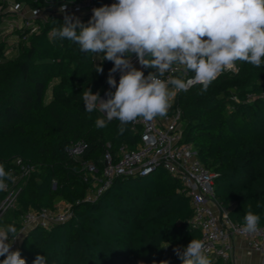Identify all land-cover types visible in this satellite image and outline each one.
I'll return each mask as SVG.
<instances>
[{
    "label": "trees",
    "instance_id": "16d2710c",
    "mask_svg": "<svg viewBox=\"0 0 264 264\" xmlns=\"http://www.w3.org/2000/svg\"><path fill=\"white\" fill-rule=\"evenodd\" d=\"M14 1L32 9L63 4ZM94 1L101 6L116 2ZM15 18L16 13L0 15V164L13 175L0 191V205L14 175L22 167L30 172L12 217L0 218V226L14 224L19 233L27 212H55L66 203L68 220L23 235L18 249L26 264L38 254L46 256V264H181L173 249L201 235L192 225L193 209L179 177L162 167L144 177L115 176L98 194L108 178L100 170L103 182L95 186L87 174L86 163H99L107 151L117 163L122 147L132 150L140 142L141 126L129 123L120 135V122L114 119L98 129L95 120L104 114L98 107L85 110L83 91L103 93L113 63L100 53L97 64V54L55 37L52 30L64 20L56 15L50 13L44 22L27 19L41 24L38 32L24 26L8 34V22ZM237 67V73L223 72L206 92L199 84L179 92L173 104L182 111L184 140L214 174L219 206L236 224L244 225L250 210L260 216L258 226H264V63L255 67L239 61ZM80 141L86 150L74 156L70 150ZM209 258L212 264H233Z\"/></svg>",
    "mask_w": 264,
    "mask_h": 264
},
{
    "label": "clouds",
    "instance_id": "9594fccd",
    "mask_svg": "<svg viewBox=\"0 0 264 264\" xmlns=\"http://www.w3.org/2000/svg\"><path fill=\"white\" fill-rule=\"evenodd\" d=\"M67 7V3L61 4L59 12L66 13ZM52 32L77 44L81 52L103 53L104 60L113 63L106 81L110 86L107 99L87 88L82 100L88 113L99 105L105 114L95 120L98 129L116 119L120 122L118 133L123 135L126 126L138 118L152 121L167 115L170 98L176 94L169 90V84L177 91L199 84L206 92L237 61L260 67L264 63V0H116L93 8L87 23L74 14H65L62 26ZM133 55L142 68L155 71L145 76L134 66ZM173 65L182 66V73L194 75L187 80L161 79ZM96 72L102 74L103 67L97 65ZM12 179V172L0 164V191ZM259 220V215L247 211L243 231L257 232ZM20 234L14 224L0 226V264H26L20 250H12ZM173 252L181 264H212L199 239ZM46 262V256L38 254L32 264Z\"/></svg>",
    "mask_w": 264,
    "mask_h": 264
},
{
    "label": "built area",
    "instance_id": "2783aa9c",
    "mask_svg": "<svg viewBox=\"0 0 264 264\" xmlns=\"http://www.w3.org/2000/svg\"><path fill=\"white\" fill-rule=\"evenodd\" d=\"M67 3L66 13L59 12L58 6L44 9H32L30 15H24V4H19L14 0H0V15L3 13H16L17 18L8 22V33L15 29L27 26L31 27L32 33L41 29V24H29L27 19H40L44 22L51 13L62 19L64 15H75L86 22L92 16V9L101 7L94 0H60ZM44 11V13H42ZM41 12V13H40ZM47 14V17L44 14ZM43 14V15H42ZM102 61L100 53L96 56V63ZM135 67L142 68L135 58L132 57ZM238 67L235 65L233 69L224 72L237 73ZM117 83L119 81V72L115 73ZM193 75L189 72L182 73V66L173 65V69L165 73L164 79L180 77L187 80ZM197 85V84H195ZM190 86L188 89L192 88ZM170 91L176 94L170 98L171 107L168 109L166 116H157L152 121H145L138 118L132 122L134 128L142 127L140 142L135 149L129 150L125 147L120 149V156L117 163L113 162L110 152H106L100 159L99 163L89 162L85 164L87 174L98 176L100 168H103V174L108 179L98 190L100 194L103 189L109 185L110 179L115 176L138 175L140 177L147 176L155 171L158 167H162L167 173L180 178L184 191L190 198V204L193 209L192 225L200 232L201 238L205 244V255L213 259H221L222 261H231L234 254V237L243 238L247 245L255 251L264 253V226H258L255 233H246L243 231L244 225L234 223L216 201L214 195V174L206 169L198 158L197 152L193 145L184 140L182 130V111L175 107L173 102L176 95L181 92L168 85ZM110 89L107 84L105 91L101 94V99L106 100L105 93ZM86 144L83 141L78 142L70 150L74 156H81L86 150ZM101 165V166H100ZM30 172L29 167H22L20 174L27 176ZM99 177V176H98ZM102 183L103 180L101 179ZM9 190V189H8ZM93 199L90 195L88 200ZM16 199L9 196L1 203V207H14ZM71 217V210L68 204H65L63 210L59 209L55 212L49 210L29 211L21 218L20 236L13 243L12 250H17L23 235L33 227L41 226L48 228L53 223H60ZM1 218V217H0ZM264 264V262H263Z\"/></svg>",
    "mask_w": 264,
    "mask_h": 264
},
{
    "label": "rangeland",
    "instance_id": "374dc122",
    "mask_svg": "<svg viewBox=\"0 0 264 264\" xmlns=\"http://www.w3.org/2000/svg\"><path fill=\"white\" fill-rule=\"evenodd\" d=\"M32 11V8H29V7H24V15L26 17H28L30 15V12ZM41 13V12H40ZM42 13H44V11H42ZM43 15V14H42ZM46 17H47V14L45 13L44 14ZM9 34V33H8ZM8 34H5L3 36V38H5ZM14 53H11L9 54V57H13ZM238 62H236V66H238ZM104 92V91H103ZM102 94V93H101ZM100 94V96H101ZM98 109H99V105L97 106ZM103 113V112H102ZM104 114V113H103ZM105 115V114H104ZM101 170H103V168L101 167L100 168ZM104 172V171H102ZM95 186H97L98 184H100V180L101 178L98 177V176H92L91 177ZM27 179V176H22V174L20 173H17L14 175V183L12 185V187L8 190V196L11 198V199H17V196L19 194V192L21 191V188L23 187V185L25 184V181ZM62 204V203H61ZM2 205H0L1 207ZM13 208L14 207H8V206H5V207H2L1 210H0V217L3 218V217H6V218H11L12 215H13ZM65 208V204L60 206L59 209L63 210Z\"/></svg>",
    "mask_w": 264,
    "mask_h": 264
},
{
    "label": "crops",
    "instance_id": "0c3cea01",
    "mask_svg": "<svg viewBox=\"0 0 264 264\" xmlns=\"http://www.w3.org/2000/svg\"><path fill=\"white\" fill-rule=\"evenodd\" d=\"M66 203L59 205L62 206ZM234 254L231 262L233 264H263L264 253L255 251L250 248L246 241L241 237H234Z\"/></svg>",
    "mask_w": 264,
    "mask_h": 264
}]
</instances>
